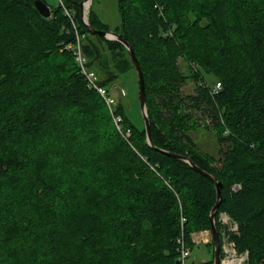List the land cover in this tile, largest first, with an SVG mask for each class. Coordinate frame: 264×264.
Instances as JSON below:
<instances>
[{
	"label": "trees",
	"instance_id": "trees-1",
	"mask_svg": "<svg viewBox=\"0 0 264 264\" xmlns=\"http://www.w3.org/2000/svg\"><path fill=\"white\" fill-rule=\"evenodd\" d=\"M34 1L0 0V264H180L177 239L191 249V233L210 232L216 189L160 149L220 182L221 245L227 237L245 264H264V0H116L114 25L91 0L89 24L116 32L140 63L152 145L121 97L118 129L87 86L64 48L75 34L62 4L76 13L100 84L135 69L127 47L87 30L82 0H42L49 17ZM203 72L220 81L218 93L200 84ZM188 77L196 87L184 94ZM204 114L217 156L190 135ZM206 245L211 257L192 264H213Z\"/></svg>",
	"mask_w": 264,
	"mask_h": 264
},
{
	"label": "rangeland",
	"instance_id": "rangeland-1",
	"mask_svg": "<svg viewBox=\"0 0 264 264\" xmlns=\"http://www.w3.org/2000/svg\"><path fill=\"white\" fill-rule=\"evenodd\" d=\"M48 5H56L57 0H45ZM95 8L97 9L98 14L109 24L114 25L119 21V15L117 12V4L116 0H95ZM180 66L184 73H188L185 64L180 60ZM204 80L207 84L211 85L217 79L214 78L212 74L203 72ZM111 92L115 97L116 101L118 97H121L124 105L125 114L128 118L137 126H141L143 124V117L140 110L139 104V86L137 81V74L135 69H130L125 73L121 74L115 83H112L110 86ZM196 83L192 80V78L188 77L186 81L183 83L181 90L184 94L193 93L195 91ZM124 94V95H123ZM122 95V96H121ZM199 115V113H198ZM201 127H198L194 130L190 131V135L193 138L195 144L200 148L201 151L207 152L209 154L216 155L219 153L218 142L215 138V133L212 128L207 129L203 127L206 122H209L211 118L204 114L200 116ZM223 217V216H221ZM224 224L229 228L233 227L234 223L229 219L228 216H224ZM210 237V235H209ZM227 240V238H225ZM225 240V241H226ZM228 258H231L232 251L229 250L226 253ZM237 255V254H236ZM227 256H223V258H227ZM241 255H237L240 257ZM211 257V253L208 245L200 243L194 245L190 249V254L186 259V264L196 263L203 259H209ZM238 260V259H237ZM240 260V258H239ZM240 264H245L244 261H239Z\"/></svg>",
	"mask_w": 264,
	"mask_h": 264
},
{
	"label": "built area",
	"instance_id": "built-area-1",
	"mask_svg": "<svg viewBox=\"0 0 264 264\" xmlns=\"http://www.w3.org/2000/svg\"><path fill=\"white\" fill-rule=\"evenodd\" d=\"M60 3H62V2L60 1ZM62 8H63L64 14L68 17V19H69V21H70V23L74 29V34H75V39L73 41L67 42L64 45V48L69 50L72 53V55L74 56V60H75L76 64L78 65L80 73L82 75H84V77L86 79L87 86L89 88L96 90L102 96V98L104 99L109 111L112 114V117H113V120L116 124V127L118 129H120L121 116L118 114H113V110L115 109V105H116V99L113 96L110 87H106V86L100 84L98 75L96 74L95 70L92 67L88 66V64H87V57L85 56V54L82 50V45H81V42H82L84 35L78 33V31L76 29V25H75L76 13L73 9H69V8L65 7L63 4H62ZM159 14H161V12H159ZM203 83H206V82L200 81V84H203ZM220 89H221V83L218 79L216 81H214L213 84L210 85V92L212 94L218 93L220 91ZM126 134H128V130L126 131ZM235 187H237V186H235ZM236 228H237V226H236V224H234L233 227L228 228V229L229 230H236ZM225 238H227V237H224V242L222 244V249H223V253H224L223 256H225V255L227 256L226 253H228L229 250L232 251L233 256L231 258H228L229 255H231V254H228L227 258L222 257L221 264H223L224 260H229V259H239L240 258V262L244 261L246 258V252L238 254L234 248V243L229 239L226 240ZM191 239L196 244L208 243L209 235H208V232H206L204 230H197L191 235ZM177 243H178V259L180 261V264H186V259L190 254V248H189V246H187L185 244L182 237L177 239ZM236 254L241 255V256L237 257Z\"/></svg>",
	"mask_w": 264,
	"mask_h": 264
},
{
	"label": "water",
	"instance_id": "water-1",
	"mask_svg": "<svg viewBox=\"0 0 264 264\" xmlns=\"http://www.w3.org/2000/svg\"><path fill=\"white\" fill-rule=\"evenodd\" d=\"M90 3H91V0H82L79 3L80 18H81L82 23L87 28V30L90 33H95V34H98L100 36L106 37L108 39L119 40L120 42H122L125 45V47H127V49L130 52L131 59L134 63V67H135L136 74H137V81H138V86H139V90H138V92H139V104H140V110H141V113L143 116L146 138H147V141L152 145V138H151V133H150V123H149V118H148L147 109H146L144 79H143V73H142L140 63H139L137 57L135 56L131 45L127 41L123 40L116 32H114L112 30L106 31V30H102V29H95L89 24L88 16H87V14H88L87 9L89 8ZM34 5L42 16L49 17L51 15V10H50L49 6L47 4H45L42 0H35ZM160 150L162 152L170 155V156H173L175 158L187 161L190 164L192 169H194L195 171L204 175L205 177L210 179L215 184L216 201L210 210L209 218H210V224H211L210 234H211V238L213 241V264H220V261H221V243H220V239H219L218 230L216 228L215 221H214L215 210L217 209V207L219 206V203L221 201L220 182L217 181L216 178L213 175H211L210 173H208L206 170H204L201 167H199L198 165H196L188 156H186L184 154H180V153L169 152V151H166L163 149H160Z\"/></svg>",
	"mask_w": 264,
	"mask_h": 264
},
{
	"label": "bare ground",
	"instance_id": "bare-ground-1",
	"mask_svg": "<svg viewBox=\"0 0 264 264\" xmlns=\"http://www.w3.org/2000/svg\"><path fill=\"white\" fill-rule=\"evenodd\" d=\"M239 259H229V260H224L223 264H239Z\"/></svg>",
	"mask_w": 264,
	"mask_h": 264
},
{
	"label": "crops",
	"instance_id": "crops-1",
	"mask_svg": "<svg viewBox=\"0 0 264 264\" xmlns=\"http://www.w3.org/2000/svg\"><path fill=\"white\" fill-rule=\"evenodd\" d=\"M221 216H223V217H221ZM224 216H227V215H225V214L222 213V214L220 215L221 219H224Z\"/></svg>",
	"mask_w": 264,
	"mask_h": 264
}]
</instances>
